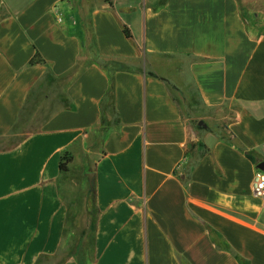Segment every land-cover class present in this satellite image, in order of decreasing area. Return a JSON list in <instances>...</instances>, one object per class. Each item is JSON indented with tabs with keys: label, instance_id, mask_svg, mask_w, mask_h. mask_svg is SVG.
Segmentation results:
<instances>
[{
	"label": "crops",
	"instance_id": "1",
	"mask_svg": "<svg viewBox=\"0 0 264 264\" xmlns=\"http://www.w3.org/2000/svg\"><path fill=\"white\" fill-rule=\"evenodd\" d=\"M262 161L264 0H0V264H264Z\"/></svg>",
	"mask_w": 264,
	"mask_h": 264
},
{
	"label": "rangeland",
	"instance_id": "2",
	"mask_svg": "<svg viewBox=\"0 0 264 264\" xmlns=\"http://www.w3.org/2000/svg\"><path fill=\"white\" fill-rule=\"evenodd\" d=\"M77 172L79 174H82L80 168L77 170ZM88 179H89V175H88ZM94 207L95 206L93 205L92 211L90 212L91 215L93 214L95 215ZM91 219L93 223L94 218L91 217ZM90 252H93V225L91 224L88 228L68 227L62 245L61 259L63 260L66 258H70L71 256H74L75 258H78L81 261V263H84L87 255L90 254ZM42 264H55V262L44 261Z\"/></svg>",
	"mask_w": 264,
	"mask_h": 264
},
{
	"label": "trees",
	"instance_id": "3",
	"mask_svg": "<svg viewBox=\"0 0 264 264\" xmlns=\"http://www.w3.org/2000/svg\"><path fill=\"white\" fill-rule=\"evenodd\" d=\"M125 32L128 36H130V32L128 29L125 28ZM43 61L41 55L39 52H36L34 57L31 60V63H35V62H41ZM27 135H24L23 139L26 137ZM22 139V140H23ZM21 140V141H22ZM18 142V144L12 146V147H7V148H3L2 151H9V150H13L15 148H17L20 145V142ZM248 156L251 157V154H248ZM72 161V155H70L69 152H65L60 159V170L62 172H66L69 170V163ZM92 192L94 194V196L96 195V182L95 180L92 183ZM95 228V225H94ZM61 255H62V247H60V250L53 254V255H47V254H42L38 257L37 261L35 262V264H42L44 261L46 262H57V264H65L69 258L66 259H61ZM70 258L76 259L74 256H71ZM241 259V257H240ZM97 262V248L95 245V240L93 241V252H90V254L87 255L86 260L84 263H80V264H96Z\"/></svg>",
	"mask_w": 264,
	"mask_h": 264
},
{
	"label": "built area",
	"instance_id": "4",
	"mask_svg": "<svg viewBox=\"0 0 264 264\" xmlns=\"http://www.w3.org/2000/svg\"><path fill=\"white\" fill-rule=\"evenodd\" d=\"M253 194L264 200V170L260 168L256 170L254 175Z\"/></svg>",
	"mask_w": 264,
	"mask_h": 264
},
{
	"label": "water",
	"instance_id": "5",
	"mask_svg": "<svg viewBox=\"0 0 264 264\" xmlns=\"http://www.w3.org/2000/svg\"><path fill=\"white\" fill-rule=\"evenodd\" d=\"M258 168L264 170V161H262V162L258 165ZM88 175H89V181H90V184H91V186H92V183H93V177H94V172H89Z\"/></svg>",
	"mask_w": 264,
	"mask_h": 264
}]
</instances>
